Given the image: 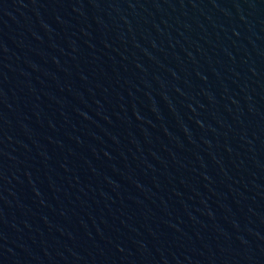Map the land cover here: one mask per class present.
Returning <instances> with one entry per match:
<instances>
[{"label": "water", "instance_id": "obj_1", "mask_svg": "<svg viewBox=\"0 0 264 264\" xmlns=\"http://www.w3.org/2000/svg\"><path fill=\"white\" fill-rule=\"evenodd\" d=\"M0 264H264V0H0Z\"/></svg>", "mask_w": 264, "mask_h": 264}]
</instances>
